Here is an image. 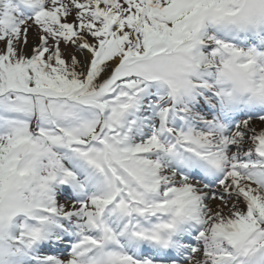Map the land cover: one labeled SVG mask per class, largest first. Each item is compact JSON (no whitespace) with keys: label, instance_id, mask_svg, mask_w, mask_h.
Listing matches in <instances>:
<instances>
[{"label":"snow or ice","instance_id":"1","mask_svg":"<svg viewBox=\"0 0 264 264\" xmlns=\"http://www.w3.org/2000/svg\"><path fill=\"white\" fill-rule=\"evenodd\" d=\"M0 264H264V0H0Z\"/></svg>","mask_w":264,"mask_h":264}]
</instances>
